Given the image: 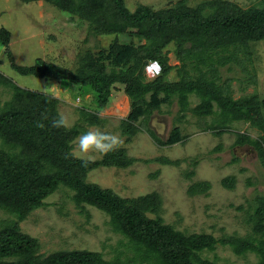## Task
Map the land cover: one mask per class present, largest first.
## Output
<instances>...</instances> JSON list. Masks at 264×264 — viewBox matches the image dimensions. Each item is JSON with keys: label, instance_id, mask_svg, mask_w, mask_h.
Wrapping results in <instances>:
<instances>
[{"label": "trees", "instance_id": "16d2710c", "mask_svg": "<svg viewBox=\"0 0 264 264\" xmlns=\"http://www.w3.org/2000/svg\"><path fill=\"white\" fill-rule=\"evenodd\" d=\"M18 1L46 2L88 23L96 35H121L134 30L133 35L140 42L138 45L115 42L107 51L80 54L74 71L40 59L30 67H23L15 63L9 50L10 32L0 27V42L12 70L22 76L88 87L99 109L107 106L116 85H123L130 100V112L121 121L122 136L129 139L143 129L160 147L184 139L177 127H173L167 139H161L148 127L164 101L177 102L178 120L184 119L188 111L199 118L214 117L207 129L217 136L227 132L232 122H248L262 136L253 139L238 134L236 144L253 148L264 167V102L256 95L234 99L229 89L231 80L221 83L217 73L219 67L239 63V53L248 59L249 44L264 40V0L261 7L247 9L226 0H209L188 7L182 0L171 8L153 10L139 6L134 12L127 9L125 0ZM171 43L180 62L195 61L208 70H200L193 79L182 77L167 82L172 67L163 50ZM154 60L161 64L162 73L147 82L144 69ZM0 86L12 91L11 98L0 107L3 145L0 147V210L14 218L0 230V264H215L202 258L201 253L214 251L218 245L229 247L237 256L255 254L258 264H264V193L254 199L249 216L250 236L217 239L212 234L176 230L164 223L160 214L162 198L157 192L122 198L110 189L86 182L87 175L98 168L126 169L134 164L137 160L128 157L125 149L118 148L95 161L77 158L72 153V143L80 136L82 126L52 127L53 119L60 116L57 98L20 88L1 74ZM160 94L163 99L158 98ZM191 95L199 99L193 108H189ZM82 114L92 125L100 122L97 114L84 111ZM147 162L167 166L181 163L165 157ZM193 175L194 172L189 173ZM235 183V177L228 176L222 179L221 186L232 190ZM61 186L73 192L76 206L88 205L108 215L112 231L127 239L134 256L126 261H107L101 253L87 250L39 255V241L22 233L20 224L33 211L46 207L45 200ZM210 188L209 182H198L189 187L188 193L206 194Z\"/></svg>", "mask_w": 264, "mask_h": 264}, {"label": "rangeland", "instance_id": "374dc122", "mask_svg": "<svg viewBox=\"0 0 264 264\" xmlns=\"http://www.w3.org/2000/svg\"><path fill=\"white\" fill-rule=\"evenodd\" d=\"M180 1L125 0V4L129 11L134 12L139 6H148L153 10L167 9ZM183 1L188 7H196L209 0ZM226 1L244 9L261 7V0ZM0 27L10 32L9 50L15 63L23 67H30L40 59L74 71L80 54L107 51L115 42L126 45H138L140 42L133 35L134 30L121 35H96L90 31L88 23L43 1L23 4L18 0H0ZM248 51V59L244 54L237 55L239 63H243L230 62L219 67L217 73L221 83L231 80L229 89L234 99L256 95L260 102H264V40L250 43ZM163 54L172 67L166 77L167 82L179 81L182 77L193 79L200 70H208V67L197 65L195 61L180 62L172 43L163 50ZM0 74L20 88L57 98L60 102L58 112L66 118V127L80 124L81 134L98 127L121 136L124 143L119 148L125 149L128 157L137 161L126 169L102 167L93 170L86 177L87 183L110 189L122 198L132 199L157 192L162 198L160 214L164 223L186 234H212L217 239L231 236L245 238L252 234L249 216L254 199L264 193V167L253 148L236 144L238 134L244 133L253 139L262 136V132L250 123L232 122L227 132L217 136L207 129L214 117L199 118L188 111L184 119L178 120L177 102L169 104L164 101L160 110L152 115L148 127L161 139H167L173 127H177L184 139L175 145L160 147L143 129L129 139L122 136L121 121L130 112V100L124 97L123 85H116L110 104L99 109L94 93L88 87L22 76L12 70L1 42ZM146 81L151 80L146 77ZM11 93L8 87L0 86V107L11 98ZM149 97L146 99L149 100ZM163 97V94L158 96L159 99ZM114 103L121 109H112ZM189 103V108H193L199 99L191 95ZM83 111L97 114L100 122L90 124ZM262 114L264 116V105ZM139 126L142 127L141 123ZM78 138L72 143V153L77 158L95 161L104 156L94 152L82 154L78 149ZM159 157L181 163L179 166H167L147 162ZM190 172L194 175L189 176ZM228 176L236 179L232 190L221 186L222 179ZM198 182H209L210 190L206 194L190 195L189 187ZM72 196V191L61 186L45 200L46 207L33 211L20 224L22 233L39 241L38 254L47 256L59 251L87 250L101 253L107 261L132 258L131 246L127 239L112 231L109 216L88 205L76 206ZM13 220L10 214L0 210V230ZM201 257L215 264L259 262L255 254L237 256L229 247L219 245L214 251L201 253Z\"/></svg>", "mask_w": 264, "mask_h": 264}, {"label": "clouds", "instance_id": "9594fccd", "mask_svg": "<svg viewBox=\"0 0 264 264\" xmlns=\"http://www.w3.org/2000/svg\"><path fill=\"white\" fill-rule=\"evenodd\" d=\"M66 125L67 120L63 115L58 116V118H55L52 121V127L54 128H63L66 127ZM123 143L124 141L118 133H108L97 127L90 128L88 131L82 133L79 136L78 149L82 154L85 155L90 152H94L103 156L109 152L117 150Z\"/></svg>", "mask_w": 264, "mask_h": 264}, {"label": "built area", "instance_id": "2783aa9c", "mask_svg": "<svg viewBox=\"0 0 264 264\" xmlns=\"http://www.w3.org/2000/svg\"><path fill=\"white\" fill-rule=\"evenodd\" d=\"M162 72L161 64L159 61H150L146 66H145V74L148 78L154 79L158 77Z\"/></svg>", "mask_w": 264, "mask_h": 264}, {"label": "crops", "instance_id": "0c3cea01", "mask_svg": "<svg viewBox=\"0 0 264 264\" xmlns=\"http://www.w3.org/2000/svg\"><path fill=\"white\" fill-rule=\"evenodd\" d=\"M124 97H126V95L124 96ZM126 99V98H125ZM110 102H111V99L109 100V103L107 104V105H109L110 104ZM124 103V102H123ZM116 103H114V106L112 105V109H115V110H117L116 108H118V107H120V106H117V105H115ZM117 104H119V103H117ZM123 107H125V106H123ZM119 110L121 109V108H118Z\"/></svg>", "mask_w": 264, "mask_h": 264}]
</instances>
